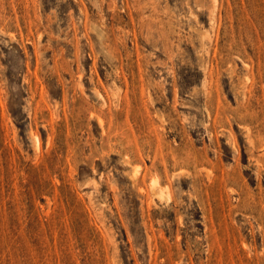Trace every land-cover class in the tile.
<instances>
[{
  "label": "rangeland",
  "instance_id": "obj_1",
  "mask_svg": "<svg viewBox=\"0 0 264 264\" xmlns=\"http://www.w3.org/2000/svg\"><path fill=\"white\" fill-rule=\"evenodd\" d=\"M0 264H264V0H0Z\"/></svg>",
  "mask_w": 264,
  "mask_h": 264
}]
</instances>
